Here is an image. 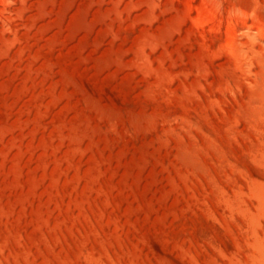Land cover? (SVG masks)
I'll use <instances>...</instances> for the list:
<instances>
[{
	"label": "rangeland",
	"instance_id": "1",
	"mask_svg": "<svg viewBox=\"0 0 264 264\" xmlns=\"http://www.w3.org/2000/svg\"><path fill=\"white\" fill-rule=\"evenodd\" d=\"M0 264H264V0H0Z\"/></svg>",
	"mask_w": 264,
	"mask_h": 264
},
{
	"label": "bare ground",
	"instance_id": "2",
	"mask_svg": "<svg viewBox=\"0 0 264 264\" xmlns=\"http://www.w3.org/2000/svg\"><path fill=\"white\" fill-rule=\"evenodd\" d=\"M250 37V36H249Z\"/></svg>",
	"mask_w": 264,
	"mask_h": 264
}]
</instances>
